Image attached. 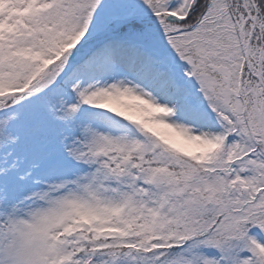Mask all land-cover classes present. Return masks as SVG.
Segmentation results:
<instances>
[{
  "label": "snow or ice",
  "instance_id": "6c2138e0",
  "mask_svg": "<svg viewBox=\"0 0 264 264\" xmlns=\"http://www.w3.org/2000/svg\"><path fill=\"white\" fill-rule=\"evenodd\" d=\"M0 264H264V0H0Z\"/></svg>",
  "mask_w": 264,
  "mask_h": 264
}]
</instances>
